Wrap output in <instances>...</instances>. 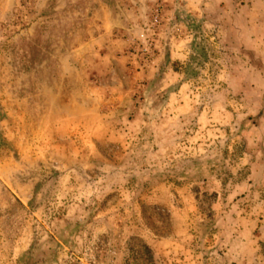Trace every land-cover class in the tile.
<instances>
[{
	"label": "rangeland",
	"instance_id": "obj_1",
	"mask_svg": "<svg viewBox=\"0 0 264 264\" xmlns=\"http://www.w3.org/2000/svg\"><path fill=\"white\" fill-rule=\"evenodd\" d=\"M0 264H264V0H0Z\"/></svg>",
	"mask_w": 264,
	"mask_h": 264
}]
</instances>
